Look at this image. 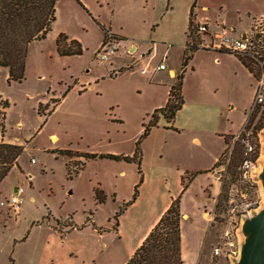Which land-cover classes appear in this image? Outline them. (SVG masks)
<instances>
[{
    "label": "rangeland",
    "instance_id": "obj_1",
    "mask_svg": "<svg viewBox=\"0 0 264 264\" xmlns=\"http://www.w3.org/2000/svg\"><path fill=\"white\" fill-rule=\"evenodd\" d=\"M81 1L87 8L78 0H59L52 30L46 38L29 44L22 81L9 83L8 68L0 66V94L10 102L6 109L4 137L26 144L19 159L22 170L13 167L0 184V201L6 199L15 186L25 187L19 213L0 203V264H53L43 259L50 232L46 221L50 209L56 214H66L70 210L68 217L77 223L93 226L92 221H95L101 225L98 227L109 229L107 226L116 222L113 209L131 198L139 180L134 162L99 157L88 159L78 173L73 171L71 178L67 163L73 170L84 157L59 154L54 150L71 148L80 152L133 153L143 125L150 119L153 96L162 99L166 87L154 88L144 83L139 68L121 76L118 75L120 72L111 73V61L97 58L93 48L105 34L104 27L109 29L108 25L142 39L155 34L178 38L183 30L186 0H175L180 12L174 19L157 21L153 25L145 22L152 6L143 0H117L115 12L105 0ZM160 2L162 0H155L157 5ZM206 3L212 15L218 14L220 3L233 21L240 15L245 19V25H249L254 16L264 14L261 13L264 0H207ZM237 9H241L239 14ZM61 28L81 41L82 54H58L56 35ZM178 45L174 44L169 51L168 68L159 71L165 79L171 68H181L183 55H180ZM205 48L194 56L193 70L187 69L185 73L186 100L177 118L179 130L166 128L163 121L154 127L141 143L142 166L144 163L147 169L158 165L174 168L197 156L205 159L204 155L214 153L220 141V137L212 134L213 129L224 128L234 135L229 138L227 150L217 164L224 193L218 205L205 210L204 217L209 222L207 233L201 239L204 225L201 220L187 219L184 225L188 250H194L199 239L202 240L200 264H229L214 255V247L221 240L223 231L234 227L236 233L238 229L237 248L242 253L249 237L244 227L246 219L242 223L243 217L249 213L257 215L264 209V106L258 103L253 108L258 75L251 73L236 54ZM166 51V45L160 43L153 64ZM217 55L222 60L215 59ZM4 98H0V103ZM56 98L60 102L41 126L44 116L38 113V108L42 113H48ZM201 101L209 106L204 118L191 127L190 123L196 118L193 104ZM220 107L224 111L221 115L217 110ZM2 111L0 107V120ZM53 133L58 135L56 140L52 139ZM194 136H199L202 142L194 141ZM247 142L256 149L250 156H257L252 172L244 176L241 163L246 157ZM69 157L72 158L70 161ZM67 188L73 189L72 194L66 192ZM97 188L105 191L106 198L102 202L95 201ZM194 191H200L203 200L208 199V193L201 188L198 190L197 185ZM107 197H110L109 205H99ZM185 209L192 212L193 204L186 202ZM108 231H102L103 236L98 232L91 233V230L71 236L88 248L100 250L99 264H119L126 252L120 239L114 240ZM67 259L69 257L61 264H83L75 258Z\"/></svg>",
    "mask_w": 264,
    "mask_h": 264
},
{
    "label": "crops",
    "instance_id": "obj_2",
    "mask_svg": "<svg viewBox=\"0 0 264 264\" xmlns=\"http://www.w3.org/2000/svg\"><path fill=\"white\" fill-rule=\"evenodd\" d=\"M194 1H196V5L193 8V17L197 22L209 21L213 26H215L216 23H224L227 26H234L238 32V35L241 33L243 34L247 30H249L251 26L252 18L249 25H245V19H242V16L240 15L237 16L236 19L233 21L231 17L224 10L223 5L220 3H219L220 9L218 14L215 16L212 15V13L209 12L210 8L208 6V3H206L207 0H186V9H185L186 12L184 18V25L182 26L183 30L182 33H179V37L182 36V38L175 37L174 39H172L168 37H157L155 34L148 36L147 39H142L135 35H131L130 33L124 32L122 30H116L113 25H108L109 29L112 30V32L116 34H120L125 37V39H122L120 42L119 51L116 54H113L109 58V60L111 61L110 72L119 73L122 68L124 67L128 68L135 64L137 66L138 65L141 66L144 64L145 59L146 61L153 63L152 60L157 56L158 47L160 43L166 45L167 51L164 53L167 56L166 62L168 59L169 51H171L174 44L177 45L179 44L178 46L180 47V55L182 56L188 41L190 11ZM105 2L107 3L108 6L110 5V9L113 8V11L114 12L116 11L117 0H105ZM143 2L147 4L149 3L150 6H152V8L149 10L150 11L149 18H145V22L148 21L149 25H153L157 21H162V20L171 21L180 12L175 0H162V2H160L158 5L155 3V0H143ZM85 4L89 8H91L87 2H85ZM239 12H241V9L239 10L237 9V14H239ZM261 13H264V11ZM252 14L253 13H249V15ZM254 14H258V13H254ZM98 21L100 23H103L104 26H107L105 22L100 20ZM60 32H66L72 38H75L76 36L70 34L67 30L61 28L58 30L56 38ZM104 35L102 36L98 44L93 48L95 52H97V50L102 45L105 38ZM200 49H204V48H199L198 50H196L194 56L197 55ZM116 57L118 59H116ZM193 58L190 60L187 69L193 70L194 68L192 64ZM160 59L158 60V62L160 61ZM215 59L222 60V58L219 55L215 56ZM243 65L247 68V66L244 63ZM167 68H168V63L165 69ZM180 69L179 67L171 68L168 79H165L164 76L159 74V71L162 70L156 71L154 73H145V74L141 73L142 74L141 77L143 79L142 81L144 83H147L148 85L154 88L161 86L166 87L163 92L162 99L157 100L156 96H153L155 100L149 109L150 110L149 113H152L156 108H159L166 104L169 98L170 87L175 82L176 75L180 71ZM133 70H131L130 68L124 72H120L118 75L120 76L125 75L128 73V71H133ZM183 95H184V83H183ZM193 105H194L193 113L195 114L196 118L193 119L192 123H190L191 127H193V125H198V119L204 118L205 112L207 111V106H209L205 101H201V103H196ZM181 109L177 111L175 118L171 122V124L177 128H179L177 126V118L179 116ZM217 110L218 112H220L218 113L219 115L224 113V111H222L223 107H220ZM163 118L164 117L162 116L160 117L159 124H161V122L163 121V124L165 125L167 124V122ZM227 132L229 131H226V129L224 128L212 130V134L217 137H220L219 138L220 141L215 147L214 153L210 154L206 152L207 154L204 155L205 159H199L201 156H197L196 157L197 160L194 159L191 160V162L183 163L182 165L178 164L174 166V168L158 165V166H152L149 169H147L145 167V164L143 163L144 181L140 186L139 195L137 199L132 204L128 205V207L120 215L117 229L114 228L115 224L107 226L109 227V229L106 228L107 230L110 231L108 232L113 235L114 240L120 239L122 247L126 252L125 253L126 255H124L125 257L124 256L122 257L123 259L120 261L119 264H125L130 259V257L133 255L135 250L142 244L144 239L147 237V235L150 233L153 227L160 220L164 212L169 208L173 199L180 194H182L181 207H182V212L184 214V219L182 221L183 264H200V252L202 249V240L199 239V243L195 246L194 250H188L186 248L185 234H184L185 220L193 219L196 221L197 220L203 221L204 225L203 228L201 229V235H200L201 239L203 235L207 233L209 229V222L207 218L204 217L206 213L205 210L206 208H208L209 210L215 207L216 202L218 200V196L222 191V179L220 178V175L218 173L216 163L218 162L222 153L225 151L227 147L225 139H223L224 135ZM51 136L53 140H56L58 138V135L54 133L51 134ZM1 140L11 142L10 139L5 138L4 136L0 138V141ZM193 140L197 142H202V139L199 136H194ZM206 148L208 150V147ZM203 151L205 152V150ZM71 159L72 158L69 157L68 161H70ZM199 170L202 171L197 172L196 175L188 181V185L184 189L182 175L185 174L186 172H196ZM136 181H137V177L134 179L133 184L136 183ZM196 185L198 190L199 188H201L204 192L208 193L209 196L207 200L202 199L200 191L199 192L194 191ZM66 192L68 194H72L73 189L67 188ZM12 193L13 191H10L9 196ZM106 193H108L109 195L110 192L106 191ZM109 199L110 197H107L104 203H100V204L98 203V204L109 205ZM186 202H190L191 204H193L192 212H189L185 209ZM121 205H119L118 208L115 207L112 211L113 212L112 214H115V212L120 208ZM21 209H22V205H21ZM70 213L71 211L69 210L68 213L66 214H58V213L56 214L52 209H50L49 212L47 213L46 221L49 224L50 232L48 234V238L46 242L47 249L43 254L44 255L43 259L50 260L53 264H61L64 262V259L69 257L67 261H69L70 258L72 260L73 258H75L77 260H81L83 264L86 263L99 264L98 258L101 256V251L93 249L91 247L89 248L86 247V245L82 244L81 241L79 240L76 241L75 238H72L73 236H71V234L76 232L82 233L84 230H91L92 231L91 233L96 234L98 232L97 234L103 236L104 232L98 231V228L94 226V224L96 226H101V225L97 224L95 221L94 222L92 221L93 226L88 225L87 223L85 224L77 223L72 218H70L71 216L68 217ZM23 240L24 239H22L21 241ZM85 257H88V259H86Z\"/></svg>",
    "mask_w": 264,
    "mask_h": 264
},
{
    "label": "trees",
    "instance_id": "obj_3",
    "mask_svg": "<svg viewBox=\"0 0 264 264\" xmlns=\"http://www.w3.org/2000/svg\"><path fill=\"white\" fill-rule=\"evenodd\" d=\"M58 1L59 0H0V66L8 68L9 83L12 81L20 82L25 78L26 59L29 44L33 40H41L46 38L48 33L52 30L53 23L57 18L56 10ZM78 1L82 3L81 0ZM195 5L196 1H194L192 4L190 11L188 27V39L190 40L187 41L183 53L181 69L176 75L175 82L170 87L168 101L165 105L156 108L152 113L149 114L150 119L147 123H144L143 131L136 140V146L133 153L112 154L80 152L71 148H57L54 150V152L59 154L84 157V160H82L80 165L76 166V168L73 170L70 168L69 163H67L68 175L71 178L73 177V171L78 173L82 168H84L86 161L90 158L99 157L125 160L128 162H134L137 165L139 180L134 186V192L131 198L127 201H124L114 214V218L116 219L114 225L115 229H117L120 215L128 207V205L132 204L137 199L140 186L144 181V171L142 166L143 151L141 147L142 140L150 134L154 127L159 125L161 116L167 121V124H165L166 128L179 130L177 127L173 126L171 122L175 118L177 111L180 110L185 103V98L183 95V83L187 66L190 60L193 58L195 51L199 48H202L199 45V42L201 41L200 34L197 33L196 28L194 27L196 20L193 17V8ZM104 30L106 36V33L109 31V29L104 27ZM112 34L119 40L125 39V37L122 35L116 33ZM56 50L59 55H79L83 53V45L77 38L70 37L66 32H60L56 38ZM236 55L256 76L252 67V59L249 57L240 56L238 54ZM127 69H130V67H124L120 70V72H124ZM0 98H4L2 94H0ZM59 102L60 99L56 98L54 100L53 108L48 111V113H42V111L38 108V113L44 116L41 126L46 122L48 115L54 110ZM9 106L10 102L8 99L4 98L3 102L0 103V107L3 109L1 112L2 120H0V130L2 136L5 135L6 131V109ZM233 136L234 135L232 134L224 135L227 147L229 145V138ZM28 141L29 140H26L25 142ZM25 147L26 144L23 143L8 142L4 140L0 141V184L13 167L16 166L21 169L19 159L23 154ZM227 147L222 155L226 152ZM256 156L257 155L254 157ZM220 159L216 165L220 162ZM197 172L198 171L186 172L182 175L184 189L187 187L188 181L192 179ZM223 188L224 185H222V191L218 196L216 205L219 204V201L224 193ZM95 193L97 201L102 202L105 200L106 194L102 188L95 189ZM181 196L182 194L173 199L169 208L164 212L160 220L125 264H183L182 221L184 219V214L181 207ZM40 222L38 221V223ZM94 226L98 228L100 232L107 230L106 228L98 227L95 224Z\"/></svg>",
    "mask_w": 264,
    "mask_h": 264
},
{
    "label": "built area",
    "instance_id": "obj_4",
    "mask_svg": "<svg viewBox=\"0 0 264 264\" xmlns=\"http://www.w3.org/2000/svg\"><path fill=\"white\" fill-rule=\"evenodd\" d=\"M194 27L197 33L200 34V46L213 50H225L252 59L253 71L256 76H259V78H257V91L255 93L253 108H255L258 103L264 106V14L254 16L249 30L239 35L234 26H227L224 23H216L215 26H213L209 21H196ZM120 42L121 40L114 37L109 30L95 55L100 59H109L113 54L119 51ZM166 57L167 56L164 54L160 61L155 64L147 61L141 66L135 64L130 66V68L131 70L139 68L142 74L154 73L167 67ZM255 151L256 149L254 146L247 142L246 157L241 163V170L244 176H248L255 167L256 159L250 156L255 153ZM24 191L25 187L23 185L15 186L13 193L6 199L0 201L1 205L6 206L8 210L19 213L23 202ZM253 216L254 215L251 213H249V215H244L242 223L245 219L247 220ZM233 228L224 230L221 240L214 247V255L217 258L228 261L229 264H237L240 260L241 253L237 248L238 243L236 234L238 229L236 233H234Z\"/></svg>",
    "mask_w": 264,
    "mask_h": 264
},
{
    "label": "water",
    "instance_id": "obj_5",
    "mask_svg": "<svg viewBox=\"0 0 264 264\" xmlns=\"http://www.w3.org/2000/svg\"><path fill=\"white\" fill-rule=\"evenodd\" d=\"M244 227L249 237L237 264H264V209L247 219Z\"/></svg>",
    "mask_w": 264,
    "mask_h": 264
}]
</instances>
